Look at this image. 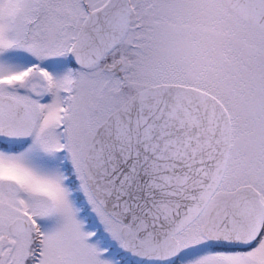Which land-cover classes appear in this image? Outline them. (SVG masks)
Wrapping results in <instances>:
<instances>
[{"label": "snow or ice", "instance_id": "snow-or-ice-1", "mask_svg": "<svg viewBox=\"0 0 264 264\" xmlns=\"http://www.w3.org/2000/svg\"><path fill=\"white\" fill-rule=\"evenodd\" d=\"M0 264H264V0H0Z\"/></svg>", "mask_w": 264, "mask_h": 264}]
</instances>
